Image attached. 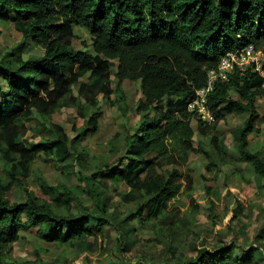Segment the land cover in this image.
I'll list each match as a JSON object with an SVG mask.
<instances>
[{"label":"trees","instance_id":"16d2710c","mask_svg":"<svg viewBox=\"0 0 264 264\" xmlns=\"http://www.w3.org/2000/svg\"><path fill=\"white\" fill-rule=\"evenodd\" d=\"M1 24H11L21 34L18 43L0 54V77L5 82L4 88L0 86V161L5 174L18 182L24 180L39 155L54 162L65 175L87 169L91 162L78 141L97 131V95L112 94L114 75L118 108L125 112L121 84L124 80L140 82L145 100L137 108L140 122L134 134L125 136V153L117 157L114 166L93 164V179L108 172L106 178L115 190L120 184L126 188L122 199L132 208L123 222L137 220L140 228L151 229L158 241L169 240L168 264L264 262L262 252L257 255L244 248L239 255L235 246L195 248L196 254L189 258L181 254L178 244L183 241L182 231L189 227L183 222L182 210L175 205L170 208L169 201L182 185L177 182L178 170L164 168L184 166L190 153L198 151L206 156L208 171L219 174L222 166L235 161L224 136L217 132L218 125L228 115L248 114L243 124L232 130L234 149L252 176L264 179V154L251 149L248 140L259 119L256 101L264 98V64L263 75L248 65L243 72L235 69L228 73L227 80L215 81L208 96L215 121L199 122L203 134L211 133L209 150L201 141L194 148L193 116L187 111L195 91L208 82L209 72L218 69L225 54L246 45L264 53V0H0ZM77 27L90 34L92 53L72 47ZM33 47L39 53L25 57ZM86 75L89 82L78 84ZM232 91L237 99L231 98ZM73 105L79 106L85 121L71 139L62 127L51 123L48 128L47 123L61 108ZM34 112L39 116L38 131L49 130L53 137L35 142L24 138ZM116 140L109 141V154L117 155ZM75 167L79 170L72 174ZM79 178L88 179L83 173ZM184 179L186 188L192 189L191 176L186 174ZM40 182L54 203L40 201L31 193L10 203L5 194L11 185L0 179V264H57L40 257L22 261L6 257L5 248L18 242L21 231L30 226L37 227L41 239L68 248L85 237H104L103 229L109 226L104 206L100 207L101 216L85 207L75 213L72 205L80 204L75 188L63 183L50 186L43 178ZM90 183L99 196L98 184ZM206 192L212 194L208 204L214 205L218 191L207 186ZM90 219L95 222L90 224ZM263 234L264 226L260 229Z\"/></svg>","mask_w":264,"mask_h":264},{"label":"rangeland","instance_id":"374dc122","mask_svg":"<svg viewBox=\"0 0 264 264\" xmlns=\"http://www.w3.org/2000/svg\"><path fill=\"white\" fill-rule=\"evenodd\" d=\"M21 39V34L15 30L13 25H0V54ZM75 50L93 52L90 34L84 29L75 28V36L71 40ZM39 49L33 47L24 53H39ZM115 71V69L113 70ZM89 76L80 78L78 84L89 82ZM116 77L111 76L112 94L109 97L99 94L97 100V131L89 132L79 141V148H84L87 154V169L75 174L79 168L75 167L72 174L65 175L55 165L48 161L43 155H39L31 164V171L27 178L18 182L11 174H5L3 162L0 161V179L11 185L5 197L10 203H17L31 193L35 198L47 203H54L55 199L45 193L41 187L40 178L50 186L63 183L69 188H75L80 204H73L72 211L80 212L82 208L89 209L94 215L101 216L100 207L106 209L108 227L103 229L104 237H85L75 246L68 248L60 242H48L41 239L37 234V227L30 226L21 231L22 238L5 248L6 257L10 260H35L40 257L43 261L55 260L57 264H82L85 261L92 264H168L171 254L168 253V241L162 242L155 238L154 232L140 228L137 220H127V214L132 208L122 199L126 188L120 184L117 190L111 186L106 178L108 172L99 174L93 179L91 166L97 162H108L116 165L118 158L123 156L126 150L125 136L134 134L140 122L137 108L144 102L140 82L124 80L121 90L125 94V112H121L117 104V93L114 92ZM0 86L4 88L5 82L0 77ZM74 96H76V91ZM233 99L238 96L230 92ZM83 102V101H81ZM256 111L259 119L256 129L248 136L249 147L260 150L264 154V98L256 101ZM214 116V115H213ZM248 114L228 115L226 120L219 123L217 132L224 136L225 145L229 156L235 161L222 166L219 174H213L207 169L206 156L198 151L191 152L188 162L184 166L166 165L164 168H175L179 172V182L182 187L174 199L169 201V207L173 205L182 210L183 222L189 229L183 230V241L177 248L181 254L189 258L196 254L195 248L213 249L218 246H235L234 252L241 255L244 248H250L254 254H264V234L260 235V229L264 226V179H257L249 172L244 162H239V156L234 149L232 130L241 126ZM39 116H34L27 122V130L24 134L26 140L33 142L41 137H53L51 131L38 128ZM85 119L81 116L79 106L73 105L61 108L52 116L51 123L62 127L69 138L77 135ZM75 128V131L73 129ZM191 127L195 134V145L198 141L207 147L211 133H202L198 119L192 118ZM116 137L114 144L117 146V155L108 153L112 138ZM207 146V147H206ZM83 173L88 177L87 182L81 181L79 175ZM189 174L192 179L193 188H186L185 175ZM98 184L99 196H95L91 183ZM218 191V199H214V205L208 204L207 199L212 197L206 192V187ZM59 206V204H58ZM125 216V217H124ZM90 224L95 222L90 219ZM81 242L82 245L78 246ZM86 245V249L83 246ZM38 249V252L36 250ZM264 256V255H263ZM264 264L261 259V263Z\"/></svg>","mask_w":264,"mask_h":264},{"label":"built area","instance_id":"2783aa9c","mask_svg":"<svg viewBox=\"0 0 264 264\" xmlns=\"http://www.w3.org/2000/svg\"><path fill=\"white\" fill-rule=\"evenodd\" d=\"M263 61V53L256 51L252 45L226 55L221 59L218 69L209 72L207 85L196 92V97L189 105V109L203 115L200 116L201 118L211 120L210 114L205 108V100L207 94L213 90L215 81L218 79L227 80L228 73L235 69L243 71L248 65H253L256 70L260 71Z\"/></svg>","mask_w":264,"mask_h":264},{"label":"clouds","instance_id":"9594fccd","mask_svg":"<svg viewBox=\"0 0 264 264\" xmlns=\"http://www.w3.org/2000/svg\"><path fill=\"white\" fill-rule=\"evenodd\" d=\"M246 46H248V45H246ZM253 46V45H252ZM238 50V49H237ZM263 53V52H262ZM229 53H227V54H225L224 55V57L226 56V55H228ZM263 55H264V53H263ZM263 66V65H262ZM260 73H262L263 74V72H262V67H261V69H260V71H259ZM202 88H204V86L203 87H201V88H199L198 90H200V89H202ZM198 90H196L195 91V96L192 98V100L187 104V111L189 112V113H192L193 111H191L190 109H189V105L193 102V100L195 99V97H196V92L198 91ZM208 112H210V110L209 109H206ZM211 117V120H206V119H203V118H201L200 116H193V118L194 119H198V121L200 122H205V123H207V124H211V123H213L215 120H214V116H210ZM192 121V120H191Z\"/></svg>","mask_w":264,"mask_h":264},{"label":"bare ground","instance_id":"6f19581e","mask_svg":"<svg viewBox=\"0 0 264 264\" xmlns=\"http://www.w3.org/2000/svg\"><path fill=\"white\" fill-rule=\"evenodd\" d=\"M255 49V48H254ZM256 50V49H255ZM256 51H261V50H256ZM262 52V51H261ZM230 54V53H229ZM263 64H264V61H263ZM262 64V65H263ZM254 69V71H256V72H258V73H260L258 70H256L255 69V67L253 68ZM244 71V70H243ZM243 71H241V72H243ZM261 75H263L262 73H260ZM207 85V83H205V85H204V87ZM211 94V92L210 93H208L207 94V96H206V100H205V108L206 109H209V106H208V96ZM195 96V95H194ZM209 114H210V116H213V114L211 113V111L209 112ZM191 115L192 116H203V115H201L200 113H198L197 111H193L192 113H191Z\"/></svg>","mask_w":264,"mask_h":264}]
</instances>
